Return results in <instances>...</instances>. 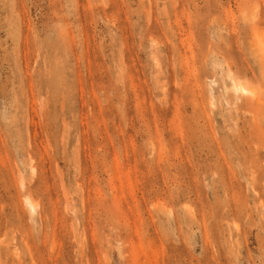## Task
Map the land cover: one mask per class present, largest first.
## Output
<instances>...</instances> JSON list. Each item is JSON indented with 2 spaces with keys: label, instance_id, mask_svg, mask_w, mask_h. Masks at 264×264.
Listing matches in <instances>:
<instances>
[{
  "label": "rangeland",
  "instance_id": "obj_1",
  "mask_svg": "<svg viewBox=\"0 0 264 264\" xmlns=\"http://www.w3.org/2000/svg\"><path fill=\"white\" fill-rule=\"evenodd\" d=\"M0 264H264V0H0Z\"/></svg>",
  "mask_w": 264,
  "mask_h": 264
},
{
  "label": "bare ground",
  "instance_id": "obj_2",
  "mask_svg": "<svg viewBox=\"0 0 264 264\" xmlns=\"http://www.w3.org/2000/svg\"><path fill=\"white\" fill-rule=\"evenodd\" d=\"M232 87H233V90L236 93H247V94L249 93V94H252L254 96V98H255V95L256 94L254 93V91L252 90V88L249 89V88L245 87V85L242 84V83H232ZM255 99H257V97ZM26 201L28 202V200H26ZM29 205L32 208H34V204L31 201H29Z\"/></svg>",
  "mask_w": 264,
  "mask_h": 264
}]
</instances>
